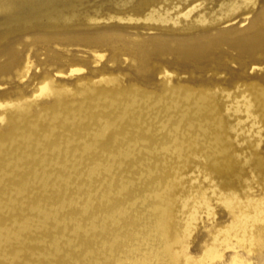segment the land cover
<instances>
[{
  "label": "rangeland",
  "instance_id": "1",
  "mask_svg": "<svg viewBox=\"0 0 264 264\" xmlns=\"http://www.w3.org/2000/svg\"><path fill=\"white\" fill-rule=\"evenodd\" d=\"M115 1L83 6L119 39L216 26L177 28L200 0ZM235 15L224 38L264 37V0ZM58 28L0 40V264H264V48L144 67Z\"/></svg>",
  "mask_w": 264,
  "mask_h": 264
},
{
  "label": "bare ground",
  "instance_id": "2",
  "mask_svg": "<svg viewBox=\"0 0 264 264\" xmlns=\"http://www.w3.org/2000/svg\"><path fill=\"white\" fill-rule=\"evenodd\" d=\"M161 1L166 2L168 0H120L115 1V3L120 6L133 4L135 9L144 11V9L149 7L153 9ZM175 1L188 2L189 0ZM212 1L200 0L201 5L198 14L196 15L197 12L194 13L195 10L188 13L187 18L185 17L183 21L178 22L177 28H179L178 26L180 28L192 27L197 23H215L214 29L198 35L179 36L177 34L174 36H159L147 40H137L126 34H124L123 38L119 39L109 28L100 31L99 25H101V22L109 19L107 11L103 7L85 9V6H83L84 0L77 1L75 3V5L77 4L76 6H70L68 5L69 3L63 0H0V14L4 15V22L2 23L4 25V32L0 33V40H5L9 34L16 33L17 31H49L50 29L55 30V27H60L58 28L59 32L67 33L70 31L71 33H75L76 41L74 42L79 44L84 43V45L106 47L115 41H121L124 49H127L135 59L138 58L144 67H147L156 55H170L178 61L203 62V60H218L211 53L212 48L224 49L226 46L224 52L226 55L236 48L241 49L243 55L251 54L264 48V37L257 36V34H260V30L256 25L251 31L256 35L253 39H235L233 38L234 35H232L230 37L233 38V41H231L224 38L223 31L225 30L217 32V28L220 25L232 21L236 18L235 14L250 8L255 0H225L218 11L210 9L209 6H211ZM34 18L47 20L50 22V25L45 26L43 29L39 23L32 21ZM81 26H96V29L99 30L91 33H81L77 30ZM52 83L53 80H50L46 84V87H49ZM168 263L173 264L174 259L168 261Z\"/></svg>",
  "mask_w": 264,
  "mask_h": 264
}]
</instances>
